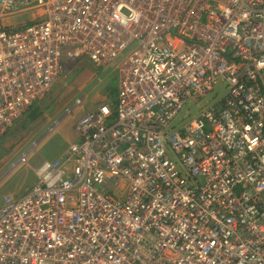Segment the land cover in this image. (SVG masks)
I'll list each match as a JSON object with an SVG mask.
<instances>
[{
	"label": "built area",
	"instance_id": "1",
	"mask_svg": "<svg viewBox=\"0 0 264 264\" xmlns=\"http://www.w3.org/2000/svg\"><path fill=\"white\" fill-rule=\"evenodd\" d=\"M128 50L115 106L75 98V141L3 197L0 264H264V0H0V136L63 57Z\"/></svg>",
	"mask_w": 264,
	"mask_h": 264
},
{
	"label": "rangeland",
	"instance_id": "2",
	"mask_svg": "<svg viewBox=\"0 0 264 264\" xmlns=\"http://www.w3.org/2000/svg\"><path fill=\"white\" fill-rule=\"evenodd\" d=\"M22 19H25V15L15 18ZM128 53L129 50L103 67H95L85 56L76 59L63 57L62 70L50 92L33 105L34 109L28 117L27 112L33 106L0 136V207L4 196L20 197L26 193L27 186L36 179L35 169L42 159H57L67 145L75 141L74 117H80L103 102L115 106L119 68ZM226 91V84L217 81L212 91L198 104L187 101L174 124L187 122L202 109L217 102ZM80 96L83 97L82 108L74 109V117L70 114L64 116L65 109ZM52 117L62 118L44 134L45 130L41 126Z\"/></svg>",
	"mask_w": 264,
	"mask_h": 264
},
{
	"label": "crops",
	"instance_id": "3",
	"mask_svg": "<svg viewBox=\"0 0 264 264\" xmlns=\"http://www.w3.org/2000/svg\"><path fill=\"white\" fill-rule=\"evenodd\" d=\"M34 107V106H33ZM31 109L27 112V114H31ZM62 118V117H61ZM61 118H56V117H52V118H49V119H46L45 121H44V124L41 126V128H43V130H45V133L44 134H46L47 132H49L53 127H54V125H56V122H58ZM58 120V121H57ZM52 122V123H51ZM51 123V124H50ZM50 124V125H49ZM48 128V129H47ZM35 134H37V132L35 133ZM40 138V137H39ZM38 138V139H39ZM35 141H37V140H35ZM74 142V141H73ZM72 143V142H71ZM70 144V143H69ZM68 144V145H69ZM67 145V146H68ZM67 148V147H66ZM65 148V149H66ZM64 149V150H65ZM64 150H63V152H64ZM62 152V153H63ZM62 153H61V155H62ZM60 155V156H61ZM36 175V174H35ZM36 177V176H35ZM35 182H36V179H34V181L33 182H31L28 186H27V188H26V190L27 189H29L31 186H33L34 184H35Z\"/></svg>",
	"mask_w": 264,
	"mask_h": 264
},
{
	"label": "trees",
	"instance_id": "4",
	"mask_svg": "<svg viewBox=\"0 0 264 264\" xmlns=\"http://www.w3.org/2000/svg\"><path fill=\"white\" fill-rule=\"evenodd\" d=\"M33 109H34V107L31 108V110H33ZM29 115H30V114H27L26 117H28Z\"/></svg>",
	"mask_w": 264,
	"mask_h": 264
}]
</instances>
